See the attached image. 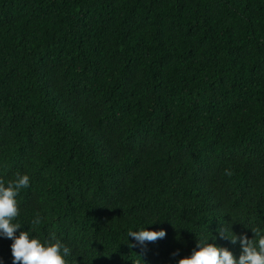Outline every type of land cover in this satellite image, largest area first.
Here are the masks:
<instances>
[{
  "label": "trees",
  "instance_id": "obj_1",
  "mask_svg": "<svg viewBox=\"0 0 264 264\" xmlns=\"http://www.w3.org/2000/svg\"><path fill=\"white\" fill-rule=\"evenodd\" d=\"M18 172L21 230L69 264H177L205 237L238 257L218 229L264 227V0H0V179ZM143 227L166 236L131 247Z\"/></svg>",
  "mask_w": 264,
  "mask_h": 264
},
{
  "label": "clouds",
  "instance_id": "obj_2",
  "mask_svg": "<svg viewBox=\"0 0 264 264\" xmlns=\"http://www.w3.org/2000/svg\"><path fill=\"white\" fill-rule=\"evenodd\" d=\"M30 183L31 178L27 173L18 172L14 179L7 182L0 179V238L12 241L10 245L12 264H69L67 258L72 250L57 238L54 232L49 234V239L42 241L32 235L31 229L21 230L23 225L17 221V217L20 216L17 197L22 190L30 187ZM44 222L45 217L37 213L31 224L38 226ZM250 229L253 233L251 239L244 234L237 236L224 226L218 229L220 239H228L232 244L239 243L238 257L226 247L208 243L209 237H205L196 242V248L190 256L179 259L177 264H264V227ZM127 236L133 238L135 243L130 246L135 247L163 239L166 232L163 229L148 230L143 227L135 231L129 230ZM212 239L215 240L216 237ZM0 264H3L2 260Z\"/></svg>",
  "mask_w": 264,
  "mask_h": 264
}]
</instances>
